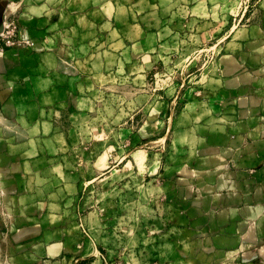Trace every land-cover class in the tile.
Masks as SVG:
<instances>
[{
    "label": "crops",
    "instance_id": "0c3cea01",
    "mask_svg": "<svg viewBox=\"0 0 264 264\" xmlns=\"http://www.w3.org/2000/svg\"><path fill=\"white\" fill-rule=\"evenodd\" d=\"M144 1L0 0V24H15L35 42L0 49V224L8 227L0 226V238L10 240L16 223L15 192L18 185L26 189L18 177L50 156L61 158L60 132L70 125L65 116L95 110L97 93L107 95L112 65L98 76V60L112 64L115 55L125 67L140 62L136 72L148 60L161 63L160 53L146 56L144 48L146 31L155 30L146 17L158 15L162 3L152 0L144 9ZM179 1L178 22L169 27L161 20L157 29L198 36L200 53L186 59L183 93L172 81L166 91L174 99L161 139L170 140L171 150L157 189L167 213L156 218L166 224L174 254L164 264H264V0L232 12L239 18L229 16L226 32L227 22L208 21L226 10L224 0ZM123 8L128 13L119 21ZM136 72L121 71L119 79ZM175 76L176 70L168 79ZM51 242L59 245L58 238Z\"/></svg>",
    "mask_w": 264,
    "mask_h": 264
},
{
    "label": "rangeland",
    "instance_id": "374dc122",
    "mask_svg": "<svg viewBox=\"0 0 264 264\" xmlns=\"http://www.w3.org/2000/svg\"><path fill=\"white\" fill-rule=\"evenodd\" d=\"M134 1L130 0V5ZM152 2H141L142 8L148 9ZM224 2L226 10L210 14V24L227 22L229 16L239 18L231 13L251 3ZM161 3L158 15L146 17L155 30L146 31L149 35L144 48L146 56L160 53L161 63L148 60L144 70L136 72L142 69L140 62H128L129 67H125L117 63L115 55L112 64L98 60V76L105 66L112 65V77L106 80L107 95L97 93L95 110L65 116L70 125L60 132L65 137L64 151L60 153L63 158L50 156L41 168L32 167L33 173L18 177V181L25 182L26 189L20 192L18 185L15 192L16 223L11 225L10 240L0 238L3 249L8 245L15 249L8 253L0 248V264H164L170 253L174 254L172 239L163 230L166 224L156 218L161 212L167 213L161 203L164 193L157 189L161 166L171 150L170 140L161 139L165 133L163 124L170 116L167 104L174 99V94L166 91L172 81L178 84L177 90L183 86V93L189 70L185 67L189 61L186 59L200 52L195 45L198 36L182 31L174 37L169 29H157L161 20L169 27L177 23L182 11L178 10L179 0ZM122 10L119 21L128 13L125 8ZM229 24L226 23L225 32L230 29ZM115 36L116 33L113 39ZM116 51L114 48L113 53ZM97 52L102 56L104 49L98 48ZM124 70L129 74L136 72L131 75L134 78L121 81L119 74ZM175 70L176 76L168 79ZM0 226L8 232L5 223ZM57 227L60 231L55 234ZM44 235L49 236V242L43 239ZM57 238V247L56 242L53 247L48 246L51 239ZM94 251L101 258L93 257Z\"/></svg>",
    "mask_w": 264,
    "mask_h": 264
},
{
    "label": "built area",
    "instance_id": "2783aa9c",
    "mask_svg": "<svg viewBox=\"0 0 264 264\" xmlns=\"http://www.w3.org/2000/svg\"><path fill=\"white\" fill-rule=\"evenodd\" d=\"M34 45V40L25 37L15 24L3 23V31L0 32V49L4 47H25Z\"/></svg>",
    "mask_w": 264,
    "mask_h": 264
},
{
    "label": "water",
    "instance_id": "95a60500",
    "mask_svg": "<svg viewBox=\"0 0 264 264\" xmlns=\"http://www.w3.org/2000/svg\"><path fill=\"white\" fill-rule=\"evenodd\" d=\"M3 31V23L0 24V32Z\"/></svg>",
    "mask_w": 264,
    "mask_h": 264
}]
</instances>
